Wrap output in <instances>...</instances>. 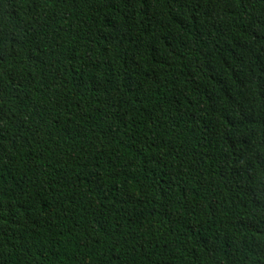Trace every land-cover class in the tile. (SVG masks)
Wrapping results in <instances>:
<instances>
[{"label":"trees","instance_id":"trees-1","mask_svg":"<svg viewBox=\"0 0 264 264\" xmlns=\"http://www.w3.org/2000/svg\"><path fill=\"white\" fill-rule=\"evenodd\" d=\"M0 264H264V0H0Z\"/></svg>","mask_w":264,"mask_h":264}]
</instances>
